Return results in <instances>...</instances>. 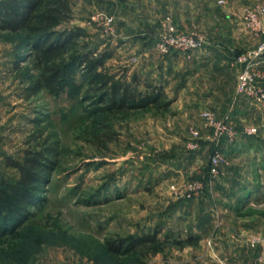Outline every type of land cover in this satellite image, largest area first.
Returning a JSON list of instances; mask_svg holds the SVG:
<instances>
[{
    "label": "rangeland",
    "instance_id": "374dc122",
    "mask_svg": "<svg viewBox=\"0 0 264 264\" xmlns=\"http://www.w3.org/2000/svg\"><path fill=\"white\" fill-rule=\"evenodd\" d=\"M258 3L264 5L258 0H70L72 19L61 27L80 31V49L94 51L93 59L108 56L99 71L125 83L136 75L142 83L161 86L171 101L164 114L104 112L79 70L73 80L80 87L59 97L46 89L27 91L36 75L30 48L22 46V34L0 31V183L19 178L9 163H23L26 151L45 152L54 164L32 221L11 241L16 249L26 248L20 264H27V234L40 245L28 264H61L68 255L90 263L106 236L157 232L161 244L152 246L157 252L144 264H264L261 248L252 246L255 240L264 245V104L239 94V74L250 63L237 61L264 44V34L256 36L246 23L247 11ZM168 17L177 32L199 36L205 46L189 53L164 51ZM215 27L239 31L229 33L235 46L245 37L222 72L204 56L212 36L222 34ZM252 68V87L264 89V54ZM206 111L237 132L234 143L222 140L226 163L217 176L208 172L215 142L203 120ZM248 127L256 134H245ZM192 129L199 132L196 150L189 146ZM105 133L115 140L107 141ZM193 181L203 187L188 197ZM190 236L200 239L183 248L176 244Z\"/></svg>",
    "mask_w": 264,
    "mask_h": 264
},
{
    "label": "trees",
    "instance_id": "16d2710c",
    "mask_svg": "<svg viewBox=\"0 0 264 264\" xmlns=\"http://www.w3.org/2000/svg\"><path fill=\"white\" fill-rule=\"evenodd\" d=\"M71 19L70 0H0V31L22 34V46L30 48L33 57L36 75L27 91L35 94L46 89L50 95L59 97L68 88L80 87L73 80L74 73L79 70L88 78V92L98 94L99 103L104 106L102 110L108 114L139 109L154 110L156 114L168 112L171 101L161 86L142 83L136 75L131 83H125L103 68L99 71L98 68L104 66L103 59L108 56L93 59L94 51L83 52L79 43L82 33L61 27ZM20 59L19 55L16 67ZM142 85L147 90L144 93L139 92ZM105 134L107 141L115 140L113 134ZM96 138L98 141L102 136L96 135ZM100 144L103 146L105 142ZM9 165L18 170L19 178L14 182L3 179L0 183V244H6L5 250L0 249V264H20V255L26 248L16 249L11 241L22 237L32 221L33 208L43 200L44 187L50 180L54 164L45 152L26 151L23 163L11 160ZM157 234L106 236L100 252L89 256L90 264H144L146 258L157 252L152 246L161 244ZM36 239L30 234L25 237L29 243L25 256L27 264L40 249ZM197 239L200 237L190 236L177 240L176 244L183 248L195 245Z\"/></svg>",
    "mask_w": 264,
    "mask_h": 264
},
{
    "label": "built area",
    "instance_id": "2783aa9c",
    "mask_svg": "<svg viewBox=\"0 0 264 264\" xmlns=\"http://www.w3.org/2000/svg\"><path fill=\"white\" fill-rule=\"evenodd\" d=\"M168 34L165 38L163 47L164 51H171L172 49H176L182 52H192L197 49H201L205 46V41L203 38L194 35H188L179 33L176 31L173 21L168 17ZM246 23L248 28L256 35L262 36L264 34V5L256 4L254 7L250 8L247 11L246 15ZM264 54V44H261L255 51L249 52L247 54H241L237 57V61L239 62H249L250 64L246 66L243 71L239 74V82H238V92L239 94H248L249 96L254 97L258 101L264 104V89L256 87H252V82L254 80V73L252 68V62L262 57ZM203 120L206 123V126L209 127L214 133V149L210 156V175L217 176L220 173L221 167L226 163V158L222 154L221 144L222 140H226L228 143L232 144L237 139V132L234 130L225 120H218L215 117V114L212 112L206 111L203 115ZM257 129L255 127H248L245 129L244 133L247 135L256 134ZM193 138L190 141V148L193 150L198 149V136L199 132L195 129H192ZM195 185V187H194ZM202 184L196 181L191 182L188 186L187 190H191L192 192H188L186 196L190 197L195 191H199L202 189ZM195 189V190H194ZM194 190V191H193ZM258 240H255L252 244L253 247H258L260 249V255H264V245L260 247ZM256 247V248H257ZM223 264V263H218Z\"/></svg>",
    "mask_w": 264,
    "mask_h": 264
},
{
    "label": "crops",
    "instance_id": "0c3cea01",
    "mask_svg": "<svg viewBox=\"0 0 264 264\" xmlns=\"http://www.w3.org/2000/svg\"><path fill=\"white\" fill-rule=\"evenodd\" d=\"M258 1H263L264 3V0H258ZM120 27L123 26L121 25ZM219 28H221L220 33L222 34L218 33V35L212 36V39H210L208 46L205 48L204 56L208 65L218 66L215 71L222 72V70H224L225 67L224 65L232 63L234 57L237 54H239L238 51L241 49L240 46L242 45V42H245L243 41L245 37L244 39L240 38V41H236V46H235L232 44V42L228 41L229 38H231L230 37L231 35L229 33L230 32L237 33L239 31H237L235 28L232 29V27H215V30H218ZM194 63L197 65L196 61ZM68 257L69 258L61 261V264H90L85 261L82 262L81 259L76 260L74 257H71V255H68ZM54 264H58V263L55 262Z\"/></svg>",
    "mask_w": 264,
    "mask_h": 264
}]
</instances>
